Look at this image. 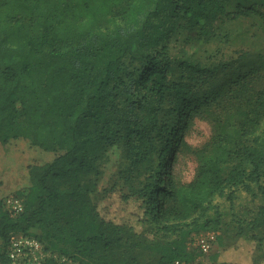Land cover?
Segmentation results:
<instances>
[{
    "label": "trees",
    "instance_id": "1",
    "mask_svg": "<svg viewBox=\"0 0 264 264\" xmlns=\"http://www.w3.org/2000/svg\"><path fill=\"white\" fill-rule=\"evenodd\" d=\"M263 10L264 0H0V142L24 137L61 150L29 165L30 184L15 193L22 212L12 216L0 198V264H11L6 243L14 233L38 237L72 264L194 261L198 252L187 239L218 229L214 198L230 199L227 189L245 183H258L263 203L250 220L237 221L239 234L255 240L263 257L264 88L253 86L259 70L238 65L231 80L219 82L228 62L180 59L178 76H169L174 65L162 43L169 19L172 28L223 16L255 15L264 24ZM199 114L213 117L216 130L195 150L192 180L166 179L158 170L139 192L142 205L131 210L130 224L100 211L98 180L110 148L122 147L138 164L160 144L162 169ZM212 261L229 264L217 254Z\"/></svg>",
    "mask_w": 264,
    "mask_h": 264
},
{
    "label": "rangeland",
    "instance_id": "2",
    "mask_svg": "<svg viewBox=\"0 0 264 264\" xmlns=\"http://www.w3.org/2000/svg\"><path fill=\"white\" fill-rule=\"evenodd\" d=\"M171 23L172 19H169L164 25L167 27V35L162 42L174 65L168 72L169 76H178L176 64L180 59L206 65L225 61L228 62V67L221 72L219 82L231 80L238 65L243 70L253 66L259 70L253 86L264 88V24L258 16H223L209 25L195 28H172ZM228 84L226 85L229 86ZM219 107L221 108V104ZM215 130L213 117L196 115L184 129L179 145L173 148L162 169L160 144L152 149L148 162L138 164L127 158L122 147L110 148L109 159L104 163L98 180L97 204L100 211L117 222H134L130 212L142 205L143 199L139 192L143 190V186L153 180L158 170L163 172L166 179L174 178L182 183L192 180L198 168L195 150L208 145ZM59 153L61 150H44L24 137L11 139L6 143L0 142V189L13 188L8 194L25 190L29 182V165L50 161ZM260 183L264 184V177ZM227 192L232 193L230 199L226 196L214 198L221 224L218 229L213 230L216 238L212 251L208 256H203L202 260H212L217 254L219 260H225L229 264H254V260H257L256 264H264L263 248L259 249L255 240L240 235L241 229L237 223L242 219L250 220L263 203L258 183L250 184V187L246 183L240 184L227 189ZM136 229L141 230L140 227ZM187 240L189 244L190 237ZM189 246L197 252L196 248L190 244ZM198 256L199 254L196 258Z\"/></svg>",
    "mask_w": 264,
    "mask_h": 264
},
{
    "label": "built area",
    "instance_id": "3",
    "mask_svg": "<svg viewBox=\"0 0 264 264\" xmlns=\"http://www.w3.org/2000/svg\"><path fill=\"white\" fill-rule=\"evenodd\" d=\"M2 200L12 216L24 209L21 197L15 193L6 195ZM215 238L212 230L192 233L189 244L197 249L198 258L194 261L177 258L173 264H216L211 259L202 260L203 256H208L212 251ZM6 255L11 264H72L67 254L47 248L38 237L25 233L10 235L6 243Z\"/></svg>",
    "mask_w": 264,
    "mask_h": 264
},
{
    "label": "crops",
    "instance_id": "4",
    "mask_svg": "<svg viewBox=\"0 0 264 264\" xmlns=\"http://www.w3.org/2000/svg\"><path fill=\"white\" fill-rule=\"evenodd\" d=\"M42 163H44V162H42ZM32 164H34V163H32ZM29 184H30V182H28V186H29ZM12 190H13V188H9L8 190L7 189H5V190L0 189V198H2L3 196H6V194L10 193L9 191H12Z\"/></svg>",
    "mask_w": 264,
    "mask_h": 264
}]
</instances>
